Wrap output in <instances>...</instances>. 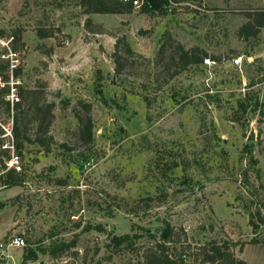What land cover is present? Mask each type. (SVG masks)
Segmentation results:
<instances>
[{
  "label": "rangeland",
  "instance_id": "1",
  "mask_svg": "<svg viewBox=\"0 0 264 264\" xmlns=\"http://www.w3.org/2000/svg\"><path fill=\"white\" fill-rule=\"evenodd\" d=\"M174 7L99 14L78 0H0V36L19 35L18 127L29 139L18 150L21 183L0 187V237L26 242L10 251L17 264L26 250L37 251L32 264H140L147 231L164 223L186 264H207L202 249L223 241L234 259L264 264V28L238 34L264 0ZM178 46L214 59L212 76L203 60L184 66ZM35 103L52 115L47 136ZM76 115L91 118V140ZM127 233L141 234L135 250L110 244ZM54 241L74 246L51 258L41 250Z\"/></svg>",
  "mask_w": 264,
  "mask_h": 264
},
{
  "label": "trees",
  "instance_id": "2",
  "mask_svg": "<svg viewBox=\"0 0 264 264\" xmlns=\"http://www.w3.org/2000/svg\"><path fill=\"white\" fill-rule=\"evenodd\" d=\"M134 0H78L79 5L84 9L85 13H99V14H128L133 11L135 8L133 6ZM189 0H142V4L139 7L141 13L144 14H160L165 15L168 11H173L175 9L171 8L172 4H180ZM245 18L247 19L238 30V34L242 38L256 37L260 30L264 28V7L250 10L245 13ZM38 36L40 38L50 36L48 33L39 32ZM19 35L14 33V41L18 43ZM16 49V46L13 47ZM124 51L131 53L130 48L127 44H124ZM177 51L179 53V61L184 65L190 64H199L205 58L206 53L201 51L199 48H193L190 50H185L183 47L178 46ZM114 62L116 64L117 73L123 68V63L119 60L120 58L115 53L113 55ZM21 103L17 105L14 117H13V132L15 141L20 148L21 140L29 141V139L20 132L18 127V115L17 111L22 105L24 100L23 94L20 93ZM29 97L30 92H29ZM240 105H242L240 103ZM34 107V106H33ZM50 106H48L49 108ZM85 112H89V104L83 103ZM79 122L81 123L80 135L85 138L87 141L91 140L92 134V121L89 116L84 118L76 115ZM34 118L37 122V128L39 132L44 136H47L48 128L51 123L52 115L50 110L43 112L41 108L37 107L35 103L34 107ZM48 141H51V137H47ZM35 142L44 146L45 140L36 137ZM45 147V146H44ZM45 150L48 151L47 147ZM22 179L20 175L14 174L13 172H8L4 178L0 179V187H13L18 186L21 183ZM264 221V219H263ZM98 231L102 232L103 230L98 228ZM173 228L168 224L164 223L163 227L157 232L147 231L148 238L151 239V243L142 247L143 250L139 255L140 264H186L184 250H177L176 240L173 239ZM185 239V235L183 236ZM141 238V234H123V235H113L109 237V242L115 248L124 247L128 250H135V243ZM254 243V241H253ZM109 245V244H108ZM74 246V243H65V242H51L48 249L41 250L42 253L49 255L51 258L59 257L63 252L67 251L69 248ZM203 250V263L215 264L217 261L221 260L223 264H247L241 259H234V257L229 253V244L227 241H223L221 244L217 242H211L208 244L207 249ZM38 255L36 250H26L22 255L20 264H26L28 261L34 262L37 261Z\"/></svg>",
  "mask_w": 264,
  "mask_h": 264
},
{
  "label": "built area",
  "instance_id": "3",
  "mask_svg": "<svg viewBox=\"0 0 264 264\" xmlns=\"http://www.w3.org/2000/svg\"><path fill=\"white\" fill-rule=\"evenodd\" d=\"M132 4L135 8H139L142 0H134ZM14 46V34L0 36V113L4 111L6 115L5 122L2 121L0 116V179L4 178L8 172L19 174L21 170L19 147L13 132L14 113L17 105L21 103V78L19 75L21 63L20 53L18 50L13 49ZM249 62L251 61L249 60ZM203 64L208 69V75L211 77L212 71L210 68L216 65V61L204 58ZM242 64V56L238 55L232 58V65L238 68L239 71H241ZM247 89V85L243 80L240 91L244 93ZM208 92L212 94L213 91L210 89ZM25 247V239L19 235L12 234L2 237L0 239V264H17L10 251ZM32 263L28 261L26 264Z\"/></svg>",
  "mask_w": 264,
  "mask_h": 264
},
{
  "label": "water",
  "instance_id": "4",
  "mask_svg": "<svg viewBox=\"0 0 264 264\" xmlns=\"http://www.w3.org/2000/svg\"><path fill=\"white\" fill-rule=\"evenodd\" d=\"M254 130L253 129H251V131H250V133H249V135H248V138H253V136H254Z\"/></svg>",
  "mask_w": 264,
  "mask_h": 264
},
{
  "label": "crops",
  "instance_id": "5",
  "mask_svg": "<svg viewBox=\"0 0 264 264\" xmlns=\"http://www.w3.org/2000/svg\"><path fill=\"white\" fill-rule=\"evenodd\" d=\"M0 239H1V237H0ZM260 248H262V249H263V247H260Z\"/></svg>",
  "mask_w": 264,
  "mask_h": 264
}]
</instances>
